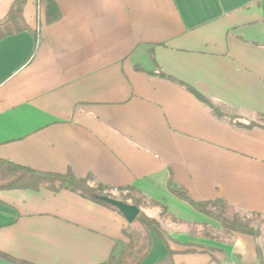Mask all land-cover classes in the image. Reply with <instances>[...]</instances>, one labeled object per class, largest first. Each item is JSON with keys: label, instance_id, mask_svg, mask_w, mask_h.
Listing matches in <instances>:
<instances>
[{"label": "crops", "instance_id": "0c3cea01", "mask_svg": "<svg viewBox=\"0 0 264 264\" xmlns=\"http://www.w3.org/2000/svg\"><path fill=\"white\" fill-rule=\"evenodd\" d=\"M13 1L0 0V20ZM55 2L47 23L45 0H27L34 33L0 40V159L134 187L159 203L146 216L172 217L159 225L166 264H264V127L225 122L186 88L225 113L264 115V0ZM169 178L195 201L224 200L259 235L225 231ZM132 224L68 190H0V264H103L129 236L145 245L134 264L162 261L165 243Z\"/></svg>", "mask_w": 264, "mask_h": 264}, {"label": "trees", "instance_id": "16d2710c", "mask_svg": "<svg viewBox=\"0 0 264 264\" xmlns=\"http://www.w3.org/2000/svg\"><path fill=\"white\" fill-rule=\"evenodd\" d=\"M26 2L27 0L13 1L12 7H10L5 17L0 20V40L6 36L22 31L34 33L23 16V10L24 7H26ZM59 17L60 12L55 0H45L46 22L50 23L54 21V19L57 20ZM160 75L165 76L161 72ZM186 88L197 99L209 107V109L212 110V113L219 119H223L225 122L227 121L232 125L243 128L264 127V115L258 114L255 119L248 120L237 115L225 113L214 106L208 99L199 94L192 87L186 86ZM40 188H46L53 192L68 190L87 200H90L91 202L114 209L116 208L102 200V197L116 198L113 197L111 193L113 190H116L120 193L119 198L121 201L128 203L127 200H131L129 202L130 204H134L141 208L133 223L137 221L143 225L146 230L154 231L156 236L161 239L168 248L169 237L163 230H161L158 221L146 216L142 211V209L146 210L147 208L159 206V203L155 201L147 202L143 196L139 195V192L134 187L114 189L101 183H91L90 177L80 178L73 174L72 171L66 172L65 174L39 172L0 159V190H38ZM167 188L172 195L174 194L179 199L187 202L196 211L200 213L202 212V214L217 221L225 231L248 234L253 237H257L259 235V228L253 225L252 220L246 215L235 212L230 216H227L226 210L228 205L224 200L216 199L213 201H195L186 194L184 189L175 185L171 178L168 179ZM125 191L126 194L122 195ZM161 210L163 211L164 218H172L164 207H162ZM251 216L258 217L259 215L257 213H251ZM143 254L144 250L138 246L137 240L134 237L132 238V236H129V242L125 245L122 253L119 254L118 257H111L109 261L103 264H134V258L140 259ZM172 254L173 251L168 248L167 256L162 259V261L159 260L155 264L169 263Z\"/></svg>", "mask_w": 264, "mask_h": 264}, {"label": "water", "instance_id": "95a60500", "mask_svg": "<svg viewBox=\"0 0 264 264\" xmlns=\"http://www.w3.org/2000/svg\"><path fill=\"white\" fill-rule=\"evenodd\" d=\"M102 200L115 207L128 223H132L140 211L136 205L123 202L118 198L102 197Z\"/></svg>", "mask_w": 264, "mask_h": 264}, {"label": "rangeland", "instance_id": "374dc122", "mask_svg": "<svg viewBox=\"0 0 264 264\" xmlns=\"http://www.w3.org/2000/svg\"><path fill=\"white\" fill-rule=\"evenodd\" d=\"M118 197L119 195L117 194V195H115V197ZM120 197V196H119ZM161 210V209H160ZM162 211V210H161ZM231 213H232V210H230V209H227V215L228 216H230L231 215ZM157 219H158V222H159V225H160V223L161 222H163L164 221V216H163V211L161 212V213H159L158 215H157ZM254 219V224H260V220L259 219H257V218H253ZM137 230H139L140 231V235H142V233H144L145 231H146V229L144 228V226L143 225H141L139 222H134L133 224H132ZM161 226V225H160ZM140 240H138L139 242H140V244H144V242H142V240L144 241V239H143V236L141 237V238H139ZM142 242V243H141ZM144 247H145V245L143 246V247H141L143 250H144ZM135 260H136V258H134Z\"/></svg>", "mask_w": 264, "mask_h": 264}]
</instances>
